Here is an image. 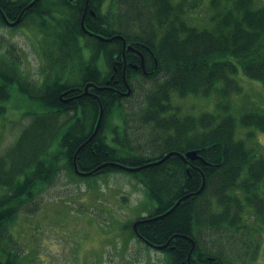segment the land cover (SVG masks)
Segmentation results:
<instances>
[{
  "label": "trees",
  "instance_id": "obj_1",
  "mask_svg": "<svg viewBox=\"0 0 264 264\" xmlns=\"http://www.w3.org/2000/svg\"><path fill=\"white\" fill-rule=\"evenodd\" d=\"M32 1L0 0V11L13 22ZM201 1L88 0L84 27L89 35L81 28L87 0H38L10 28L30 32L42 65L37 80L26 74L15 47L0 41V102L16 87L44 109L0 155V264H24L10 226L21 214L37 213L36 199L63 171L80 180L126 173L138 182L147 216L137 218L142 221L137 234L136 221L128 230L147 247L172 238L158 251L165 264H251L256 258L258 245L252 254L247 251L250 261L237 262L206 237L224 230L251 237L250 219L264 229V155L257 138L264 137V111L249 103L231 108L232 96L243 95L241 77L264 88V2L209 0V21L192 24L190 14ZM0 27H6L1 15ZM98 36H121L135 50H125L128 97L122 95L123 42ZM145 83L141 103L133 106L136 86ZM88 84L105 87L88 89L99 102L83 95ZM187 98H217L216 110L185 113L175 103ZM99 105L102 121L77 153L79 171L110 163L139 168L171 152L197 151L202 161L171 156L135 172L106 166L89 177L77 176L74 155L92 136ZM243 130L250 131L245 139L238 137ZM203 179L199 195L162 219L146 221L196 193ZM187 238L195 243L189 262Z\"/></svg>",
  "mask_w": 264,
  "mask_h": 264
},
{
  "label": "rangeland",
  "instance_id": "obj_2",
  "mask_svg": "<svg viewBox=\"0 0 264 264\" xmlns=\"http://www.w3.org/2000/svg\"><path fill=\"white\" fill-rule=\"evenodd\" d=\"M201 4L202 7L190 14L192 24H205L212 15L209 0H202ZM0 41L15 47L24 71L31 80H37L42 65L30 32L0 27ZM239 81L243 95L232 96L231 108L238 110L249 103L264 111V88L243 77ZM139 85L130 99L133 106L141 103L142 94L149 86L145 83L141 89ZM217 101V98H187L175 104L189 114L213 113ZM0 108L3 110L0 113V155H3L31 122L32 115L44 109L20 94L16 87L10 89L7 101L0 102ZM249 132L239 131L238 137L245 139ZM259 136L257 134L258 140ZM260 141L264 155V138ZM36 203L37 213L21 214L10 226L24 264H165L163 253L148 248L128 230L137 218L147 216L148 204L142 186L126 173L80 180L63 171ZM247 225L251 228V237L243 232L235 235L233 231L224 230L207 235L206 240L221 246L237 262L250 261L247 251H255L258 245L251 264H264V229L254 219L248 220ZM3 257L0 250V260Z\"/></svg>",
  "mask_w": 264,
  "mask_h": 264
},
{
  "label": "water",
  "instance_id": "obj_3",
  "mask_svg": "<svg viewBox=\"0 0 264 264\" xmlns=\"http://www.w3.org/2000/svg\"><path fill=\"white\" fill-rule=\"evenodd\" d=\"M37 1H38V0H33L32 2H30V3L24 8V10L21 12V14L19 15V17H18L15 21H13V22L8 21L7 18L5 17V15L0 11V15H1V18H2V20H3V22H4V24H5L6 26H8V27H15L16 25H18V23L20 22V19H21V17H22V14L24 13V11L27 10V9H29L30 7H32V5H34ZM87 4H88V0H87V2H86L85 12H84L83 17H82L81 28H82V30L84 31V33L89 34V35H93L92 33L88 32V31L85 29V27H84V18H85V14H86V11H87ZM98 38L101 39V40H103V41H105V42H110V41H113V40H115V39H120V40H122V42H123L122 58H123V63H124V69H123V82H124V86H125V88H126V92L123 93L122 95L125 96V97H128V96L130 95V93H131V88H130L129 84L127 83V81H126V79H125V77H124V72H125L124 51H125L126 49L129 50V51H134V49H133L131 46H126L125 40H124L121 36H114V37H112V38H103V37H99V36H98ZM141 67L143 68V60L141 61ZM134 68H136V67H134ZM89 88H92V89L97 90V91H102V90L105 89V87H98V86H96V85H94V84H88V85L85 86L84 89H83V95H90V96L94 97V98L99 102V99H98V97H97L96 95L91 94V93L88 92V89H89ZM67 93H68V92H67ZM67 93H64L63 95H67ZM75 98H77V97H75ZM75 98L67 99V100H65L64 102H69V101H71V100H73V99H75ZM99 104H100V103H99ZM99 106H100V111H99L98 119H97V122H96V125H95V128H94V131H93L92 136L87 140V142H85V143H84V144H83V145L77 150V152H76L75 155H74V159H73V168H74V173H75L76 175H78V176H80V177H87V176H90L91 174H93V172H96V171H98V170H100V169H102V168H104V167H106V166L116 167V168L121 169V170H124V171L135 172V171H138V170H141V169L147 168V167H151V166L159 165L160 163H162L163 161H165L166 159H168V158L171 157V156H178V157H179L182 161H184V162L195 161V160H200V161H202L201 158L199 157L197 151H188V152H186V153H184V154H180V153H176V152H171V153L165 155L161 160H159V161H155V162H151V163H148V164H145L144 166L139 167V168L126 167V166H122V165H120V164H115V163L113 164V163H110V164H104V165H102V166L96 168V169H95L94 171H92V172H81V171H79V169H78V167H77V165H76V156H77L78 151H79L82 147H84L85 144L88 143V142H89V141H90V140H91V139L97 134V132H98V130H99L100 123H101V121H102V117H103V110H102V107H101V105H99ZM204 187H205V180L203 179L202 186H201V188H200L196 193H193V194H190V195H186V196H184L183 198H181L180 200H178V201L175 203V205H174L169 211H167L166 213H164L163 215H160V216H157V217H154V218H150V219H148V220H146V221H155V220L162 219L163 217H166L168 214H170L171 212H173V211L176 209V207H177L182 201H184L185 199H187V198H189V197H194V196L199 195V194L203 191ZM140 222H142V221H137V222H135V223L133 224V229H134V231L136 232V234H137L136 226H137V224L140 223ZM174 237H175V236H174ZM171 239H172V238H171ZM171 239H170V240H171ZM187 239H189L190 242H191V244H192L191 249H190V252H189V254H188V262H189V258H190V256L192 255V252H193L194 249H195V243H194V241H193L192 239H190V238H187ZM170 240H169L166 244H164V245H162V246H155V245H152V247H154V248H156V249H158V250H163V249H165V248L168 247V245H169V243H170Z\"/></svg>",
  "mask_w": 264,
  "mask_h": 264
},
{
  "label": "flooded vegetation",
  "instance_id": "obj_4",
  "mask_svg": "<svg viewBox=\"0 0 264 264\" xmlns=\"http://www.w3.org/2000/svg\"><path fill=\"white\" fill-rule=\"evenodd\" d=\"M253 83H254V82H253ZM259 138L261 139V137H259ZM260 139H259V140H260ZM259 140H258V141H259ZM259 143H260L261 146H263L262 143H261V141H259Z\"/></svg>",
  "mask_w": 264,
  "mask_h": 264
}]
</instances>
